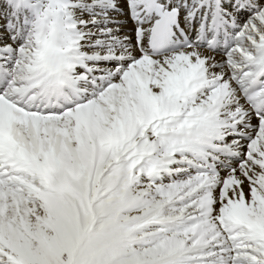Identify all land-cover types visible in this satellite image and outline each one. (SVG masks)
I'll return each mask as SVG.
<instances>
[{
  "label": "snow or ice",
  "instance_id": "6c2138e0",
  "mask_svg": "<svg viewBox=\"0 0 264 264\" xmlns=\"http://www.w3.org/2000/svg\"><path fill=\"white\" fill-rule=\"evenodd\" d=\"M0 264H264V0H0Z\"/></svg>",
  "mask_w": 264,
  "mask_h": 264
}]
</instances>
